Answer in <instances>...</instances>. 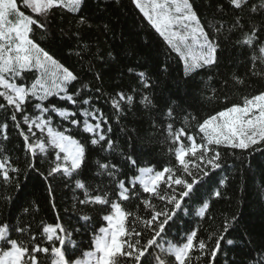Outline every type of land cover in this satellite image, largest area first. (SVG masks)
I'll use <instances>...</instances> for the list:
<instances>
[{
	"label": "snow or ice",
	"instance_id": "1",
	"mask_svg": "<svg viewBox=\"0 0 264 264\" xmlns=\"http://www.w3.org/2000/svg\"><path fill=\"white\" fill-rule=\"evenodd\" d=\"M130 2L162 39L169 54L175 53L183 62L186 78H193L200 70L218 68L222 44L228 41L241 53L251 54L245 76L264 79V0H209L204 6L207 15L195 0ZM85 6L86 0H0V138L8 142L10 127L15 129L28 156L27 169L38 171V156L48 159L45 179L59 175L73 182V191L82 194L76 197V204L83 208L99 206L104 224L90 227L91 216L81 213L79 219L84 223L79 228L65 227L60 222L41 223L33 232L31 223L0 220V264H216L222 244L237 242L228 238L238 223L237 217L225 219L220 231L207 239L199 238L198 228L186 231L176 242L166 237L181 213L200 220L209 216L211 204L205 195H222L219 188L208 187L224 167L222 150H231L233 156L241 153L236 156L241 162L254 153L264 156V91L245 95L241 102L231 104L224 95V106L201 120L184 113V125L196 121L195 134L185 126L175 128L179 106H167L161 116L166 121V139L178 145L169 148L174 162L161 170L139 167L131 153L121 152V166V161L113 162L116 141L111 135L110 118L96 100L104 99L118 123L137 103L147 110L156 107L145 91L152 88L151 80L144 71L129 68L137 86L105 94L99 86L84 83L41 42L49 35L58 13L61 18L71 14L74 24L68 35L77 47L70 54L102 60L103 55L94 53L84 40L85 30L93 26L91 17L84 14ZM60 32L66 35L64 29ZM245 76L231 73L217 89L209 75L208 81L202 82L206 103L218 101V91L246 85ZM102 79V73H94V80ZM52 98L66 106H58ZM56 117L67 126H53ZM152 126L157 127L155 120ZM73 128L83 140L75 137ZM90 146L111 157L95 162L97 171L89 179L100 177L99 183L80 178ZM8 152L6 144L0 143V184L11 186L20 168ZM216 182L222 187L227 177ZM132 200L138 201L135 210L124 206ZM82 231L92 233L86 250L76 239ZM239 239L245 245L251 243L245 235ZM256 251L257 257L248 253L252 264H264V243Z\"/></svg>",
	"mask_w": 264,
	"mask_h": 264
},
{
	"label": "trees",
	"instance_id": "2",
	"mask_svg": "<svg viewBox=\"0 0 264 264\" xmlns=\"http://www.w3.org/2000/svg\"><path fill=\"white\" fill-rule=\"evenodd\" d=\"M195 2L207 15L204 6L209 0H195ZM84 14L91 17L93 24L92 28L85 30L84 40L94 53L103 55L102 60L92 57L81 59L75 54H70L77 45L75 39L68 35L73 30L74 18L67 13L63 18L59 13L54 17L49 35L41 40L42 46L62 64L78 73L84 83L93 87L99 86L105 94L121 89L128 91L130 87L137 86L136 77L128 72L129 68L137 72L144 71L153 85L145 91L152 97L156 107L147 110L137 103L118 123L104 99L101 97L96 100V105L110 118L113 128L111 135L116 141L113 162L121 161V166H123L121 152L131 153L139 167H154L156 170H161L174 162V155L169 152V148L178 145H173L166 139L167 133L163 131L166 121L161 116L167 106H179L176 108L177 118L174 127L185 126L189 132L195 134L196 121L189 120L188 124L184 125L182 123L184 113L201 120L213 109L218 110L224 106V95H227V101L231 104L241 102L245 95L264 91V79L245 76L251 64V54L241 53L228 41L222 44L218 68L200 70L193 78H186L182 61L175 53L169 54L162 39L147 25L130 0H118V2L117 0H86ZM105 25L108 26L107 29ZM61 29H64L66 35H61ZM108 53L111 55L109 56ZM95 72L102 73L103 79L94 80ZM231 73L245 76L246 85L229 87L224 93L218 91L219 100L211 104L206 103L202 82H207L208 76L211 75L212 83L220 89V82ZM75 87L79 88L80 85L76 84ZM52 100L58 106H66L63 101H58L56 98ZM153 120L156 121L157 127L152 126ZM61 124L67 126L59 117L54 118L53 126L58 127ZM73 134L77 139L84 138L75 128ZM0 143L6 144L13 163L20 168L13 185L0 184V220L16 224L31 223L33 232H36L41 223L60 222L65 227L79 228L84 223L79 219V215L84 213L92 218L89 221L90 227L103 226L101 217L104 212L99 206L83 208L76 204V197L82 194L79 190L73 191V182L59 175L45 179L49 168L48 159L38 156L36 160L38 171L27 169L28 156L22 150V140L15 129L10 127L9 141L3 142L0 138ZM222 154L224 167L218 171L213 182L208 186L212 190L219 188L222 195L219 198L205 195V199L211 204L209 216L200 220L195 215L181 213L166 239L179 241L186 231L196 228L199 229V238L207 239L220 231L225 219L231 220L235 216L238 223L229 233L228 238L236 239L237 242L234 245L222 244V251L217 256L216 264H232L233 261L238 264L241 260L245 264H252L248 253H251L252 257H257L256 249L264 243V156L254 153L241 162L236 158L241 155L239 152L233 156L231 150H222ZM105 157H109V154L90 146L86 167L82 170L80 178L88 183H99L100 177H96L95 181L89 178L94 177L97 171L96 160ZM131 175L130 171L129 176ZM224 177H227V182L221 187L216 181ZM104 183L107 184L108 181L105 179ZM202 192L206 193L207 189H202ZM5 196H10L11 199L5 200ZM137 204L136 200L124 202V206L129 210H135ZM25 208L29 209V212H25ZM91 235V231L87 233L82 231L76 235V239L83 242L85 250ZM241 235H245V239L250 238L251 243L245 245L239 239ZM41 259L45 258L42 256ZM201 264L207 262L201 261Z\"/></svg>",
	"mask_w": 264,
	"mask_h": 264
},
{
	"label": "rangeland",
	"instance_id": "3",
	"mask_svg": "<svg viewBox=\"0 0 264 264\" xmlns=\"http://www.w3.org/2000/svg\"><path fill=\"white\" fill-rule=\"evenodd\" d=\"M183 63V62H182Z\"/></svg>",
	"mask_w": 264,
	"mask_h": 264
}]
</instances>
